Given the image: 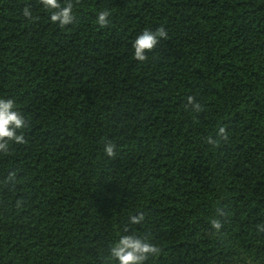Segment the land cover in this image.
Instances as JSON below:
<instances>
[{"label": "trees", "instance_id": "trees-1", "mask_svg": "<svg viewBox=\"0 0 264 264\" xmlns=\"http://www.w3.org/2000/svg\"><path fill=\"white\" fill-rule=\"evenodd\" d=\"M74 12L60 29L39 0H0V97L28 124L27 143L0 153V264H108L131 231L162 247L149 264H264V0H79ZM161 26L168 39L135 61L136 37ZM220 127L228 140L207 145ZM218 210L227 222L211 235Z\"/></svg>", "mask_w": 264, "mask_h": 264}, {"label": "clouds", "instance_id": "clouds-1", "mask_svg": "<svg viewBox=\"0 0 264 264\" xmlns=\"http://www.w3.org/2000/svg\"><path fill=\"white\" fill-rule=\"evenodd\" d=\"M79 0H39L43 10L49 13L50 22L58 25L60 29H65L69 25L76 23V15L74 12L75 4ZM23 17L32 23L36 17L33 16L29 7L25 6L22 10ZM111 11L108 9L98 11L96 13L95 23L99 28L103 29L109 26ZM168 39V33L163 26L158 27L155 31L144 29L134 40L133 59L141 64L149 60L150 53L157 48L160 40ZM186 110L198 114L203 111L200 103L196 102L192 96L187 98ZM28 127L27 121L23 113L18 109L16 102L12 98L0 97V153L9 154L11 145H23L27 141L25 139L24 130ZM228 140V133L224 127H220L215 135L207 136L204 142L213 148L219 147L222 141ZM103 154L109 159H115L116 144L112 141H106L103 145ZM17 183L16 173L10 171L4 180L5 185H14ZM23 200L16 201V208L19 209L24 205ZM145 220V215L139 213L129 217V223L132 225H141ZM226 214L222 210L209 218V233L211 235H220L225 227ZM125 229V232H128ZM258 233H264V224L256 225ZM162 252L159 244L153 243L149 233H138L131 231L130 234H121L111 243L108 249V264H149L154 261ZM246 264H253L249 258Z\"/></svg>", "mask_w": 264, "mask_h": 264}]
</instances>
